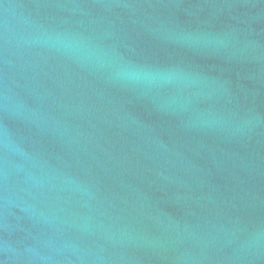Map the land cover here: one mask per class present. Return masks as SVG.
Listing matches in <instances>:
<instances>
[{"label": "water", "instance_id": "water-1", "mask_svg": "<svg viewBox=\"0 0 264 264\" xmlns=\"http://www.w3.org/2000/svg\"><path fill=\"white\" fill-rule=\"evenodd\" d=\"M0 264H264V0H0Z\"/></svg>", "mask_w": 264, "mask_h": 264}]
</instances>
